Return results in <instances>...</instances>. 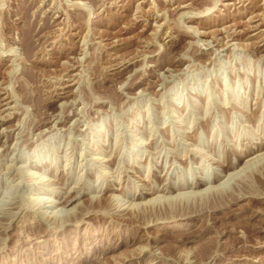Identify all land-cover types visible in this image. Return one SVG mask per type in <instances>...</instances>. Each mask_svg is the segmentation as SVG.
Returning a JSON list of instances; mask_svg holds the SVG:
<instances>
[{"label": "rangeland", "instance_id": "obj_1", "mask_svg": "<svg viewBox=\"0 0 264 264\" xmlns=\"http://www.w3.org/2000/svg\"><path fill=\"white\" fill-rule=\"evenodd\" d=\"M0 264H264V0H0Z\"/></svg>", "mask_w": 264, "mask_h": 264}, {"label": "bare ground", "instance_id": "obj_2", "mask_svg": "<svg viewBox=\"0 0 264 264\" xmlns=\"http://www.w3.org/2000/svg\"><path fill=\"white\" fill-rule=\"evenodd\" d=\"M255 29V28H254ZM227 32V31H226ZM9 100V99H8ZM5 104H7V102L5 103ZM5 110V109H4ZM149 200V199H148Z\"/></svg>", "mask_w": 264, "mask_h": 264}]
</instances>
